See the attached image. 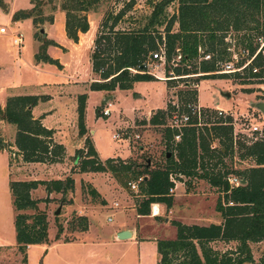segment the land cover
Returning <instances> with one entry per match:
<instances>
[{
	"label": "rangeland",
	"instance_id": "rangeland-1",
	"mask_svg": "<svg viewBox=\"0 0 264 264\" xmlns=\"http://www.w3.org/2000/svg\"><path fill=\"white\" fill-rule=\"evenodd\" d=\"M159 1L109 0L96 11L87 13L89 29L79 33L74 43L65 35L66 16L60 9V0H0V28L6 29V33L0 35V108H4V102L8 96H13L11 94L46 96L45 103L35 110V114L42 116L46 126L56 130L57 141L63 144L65 152L57 165L47 162L24 164L21 168L17 149L9 150L15 140V127L0 122V138L4 142V148L0 149V264H156L158 241L173 240L177 236L173 221L188 226L222 223L215 211L219 194L205 181L186 177H181L180 181L175 179L172 207L168 210L161 205L158 215L138 219L129 207L139 191H131L128 183L135 180L125 170L117 173L79 172V165L86 155V139L93 147L95 145L103 161L111 158L113 163L121 166L133 163L143 166L149 162L150 169L164 167L165 154L171 152L172 146L164 138V130L172 124V116L180 114L169 113L164 125L153 126L149 121L156 110H166L168 104L178 105L180 112L184 111L186 98L180 93L187 90L196 91V102L193 104L209 113L205 120L213 122L227 117L234 123L237 139L232 133L233 152L223 157L224 165L229 170L254 166L249 159H239L237 143L242 141L238 137L244 136L243 129L247 127L257 126L264 131V114L255 108L257 103H264V78H247L243 71L249 63L245 59L247 54L242 52V46L238 44L243 34L229 32L226 38L233 68H242L238 72L239 76L231 72L224 74L220 70L216 74L227 75L223 79L197 80L199 74L175 77L173 73L168 74L171 78H167L165 61L157 58L147 63L148 73L154 80L136 82L128 91L117 89L108 93L90 90V84L98 79L92 72L91 56L96 50L95 41L102 31L101 24L105 16H114L126 10L114 30H133L151 12L152 5ZM176 10L177 3L174 2L167 12L173 15ZM19 11H31L32 17L15 20L14 15ZM177 28L175 24L173 31H177ZM18 34L23 36L19 48L12 43V37ZM44 42L50 43L46 46V55L57 61L58 65L36 61L35 56L41 51ZM253 46H258L259 51L264 41L255 39ZM160 49H163V45ZM243 62L245 64L240 66ZM59 63L65 65L60 66ZM82 94L87 95L84 112L87 128L84 136L80 137L77 106L78 97ZM107 97L111 98L103 104ZM105 108L110 112L108 117L102 115ZM113 135H118L119 139H113ZM212 146L221 148L216 140ZM16 168L21 169L20 172H15ZM68 176L73 179L74 188L63 199L61 194L47 195L45 187L41 185L36 191H31V198L41 201L38 202V209L45 211L48 242L27 247L25 260L16 245V212L12 204L10 182L51 181ZM231 177L235 176L230 175L228 178ZM89 187L95 189L99 198L95 199L89 194ZM45 199L46 202H43ZM99 200L105 204L101 205ZM114 203L119 205L117 209L113 207ZM58 208L60 212L55 215ZM153 208L151 205L150 215L153 214ZM87 210L91 212L88 214L95 215L91 217L90 231L87 233V228L83 233L76 230L75 218L84 217L88 221L85 216ZM121 210L124 217H120ZM25 213L32 214L33 211ZM108 217L112 218V222L107 221ZM58 225L63 227V231L56 239ZM72 225L74 229H71ZM119 227L138 229L140 239L137 242L119 240L114 235ZM236 245V242L221 241L210 244L220 252L234 249ZM252 254L258 262L264 254V242L254 244Z\"/></svg>",
	"mask_w": 264,
	"mask_h": 264
},
{
	"label": "trees",
	"instance_id": "trees-1",
	"mask_svg": "<svg viewBox=\"0 0 264 264\" xmlns=\"http://www.w3.org/2000/svg\"><path fill=\"white\" fill-rule=\"evenodd\" d=\"M109 0H60V9L65 12V35L74 43L79 33L89 29L87 13L96 11ZM177 3L176 13L169 15L171 4ZM128 9V8H127ZM126 10L116 15L105 16L101 24L100 35L96 38V50L91 56L92 72L98 76L91 91L108 93L129 90L136 82L154 80L148 73L147 63L153 61L152 55L163 45L165 51V77L199 74L197 80L208 78L223 79L227 75L216 74L220 63L231 61L226 38L229 32L243 34L238 44L247 53L243 71L247 78H264V46L258 51L253 40L264 41V0H160L152 5L151 12L144 16L139 26L133 30L115 31L119 20ZM32 17L31 11H19L15 20ZM34 23V20H33ZM177 24V31L173 26ZM44 42L36 61L57 64L46 55ZM208 59H204L205 56ZM175 64H177L175 66ZM241 63L240 66L244 65ZM175 66V67H174ZM239 76L238 72L230 73ZM173 81V80H168ZM186 104L196 102V91H182ZM46 96L18 95L6 99L4 108H0V122L15 127L14 145L25 163H58L64 156V147L52 140L53 130L46 129L41 119L33 118L31 109ZM87 95L78 97V134L86 133L85 105ZM185 104V105H186ZM175 111L168 104L167 109H158L149 123L153 126L164 125V119ZM205 115L209 113L205 112ZM202 118V127L189 125L180 129L164 130V138L171 142L170 157L162 168L150 169L149 165H116L113 159L101 162L93 145L86 139V155L79 165V172H115L125 173L138 180L139 195L136 199V212L139 216H149L150 207L162 204L168 210L173 204V180L181 177L196 178L215 188L219 196L215 211L221 217V224L183 225L173 221L177 236L173 240H159L157 243L158 260L156 264H264V254L258 262L254 260L252 246L264 242V131L262 138L246 144L238 141L239 159H249L253 167L242 170H229L223 163V157L232 155L234 141L230 118L215 121ZM179 135V140L174 137ZM218 141L220 149L211 148ZM4 142L0 138V149ZM120 167V168H119ZM141 169V170H139ZM235 176L245 179L246 183L237 187L230 186L227 178ZM41 185L47 195L57 193L63 197L74 188L73 179L51 181H12L10 191L16 215L14 217L15 239L18 251L26 260V248L48 242V223L45 211L38 209L39 200L31 198V191ZM89 194L97 199L98 193L89 187ZM62 201V200H61ZM46 202V199L43 201ZM101 205L105 204L99 200ZM32 210V214L25 213ZM74 225L71 226V229ZM76 230L86 232L88 221L84 217L75 218ZM56 239H59L63 227L58 225ZM236 242L234 249L220 252L214 250L212 242Z\"/></svg>",
	"mask_w": 264,
	"mask_h": 264
},
{
	"label": "built area",
	"instance_id": "built-area-1",
	"mask_svg": "<svg viewBox=\"0 0 264 264\" xmlns=\"http://www.w3.org/2000/svg\"><path fill=\"white\" fill-rule=\"evenodd\" d=\"M6 33V29L5 28H0V35H4ZM23 39V36L18 34V35H14L12 37V43L13 45H15V47H18L21 45V40ZM260 41H262L261 39H259ZM244 54H247L245 51H242ZM157 58H162L163 61H165V51H164V47L163 49H160L159 52H156L155 54L152 55V59H157ZM209 56H205L204 59H208ZM220 69H221V73H232V72H239L241 69H234L233 68V64L232 62H227V63H220ZM175 106V111L174 113H179L180 115H173L172 116V124H170L171 128H175V129H180L182 127L185 126H189V125H195L200 127L202 124V118L203 116L205 117V112L202 111L201 106L195 105L193 103L190 104H186L184 105V111L180 112L178 105H174ZM221 114V112H219ZM102 115L104 117H108L110 115V112L107 108L102 110ZM232 128H233V135H234V123H230ZM247 129V130H246ZM246 129H243V133L244 136L243 137H238L241 138L242 141L244 140V142L246 144H250L253 142H256L258 140H260L262 138V132L261 129L257 126H252V127H247ZM237 135H234L235 139H237L236 137ZM113 139H119L118 135H113ZM174 139L176 141L179 140V135H176L174 137ZM239 140V139H238ZM211 148H214V146L211 145ZM170 179L174 182L175 185V181L173 180V176H170ZM228 183L233 186V187H237L240 186V182L241 179L240 178H236V177H231L228 178ZM142 181V178H139L136 181L133 182H129L128 186L130 187L131 191L134 193H137L139 191V183ZM170 192H173V188L170 189ZM114 208L118 207L117 203L113 204ZM112 219L108 218V222H111Z\"/></svg>",
	"mask_w": 264,
	"mask_h": 264
},
{
	"label": "crops",
	"instance_id": "crops-1",
	"mask_svg": "<svg viewBox=\"0 0 264 264\" xmlns=\"http://www.w3.org/2000/svg\"><path fill=\"white\" fill-rule=\"evenodd\" d=\"M76 48V47H75ZM60 64V63H59ZM65 64H63V65H61L60 64V66H64ZM85 87H87L86 85H84ZM117 90V89H116ZM126 91H128V90H126ZM11 95H13V96H18V95H27V94H11ZM28 95H35V94H28ZM36 96H44V95H36ZM8 97H11V96H8ZM7 97V98H8ZM6 98V99H7ZM6 101V100H5ZM42 103H45V102H39L35 107H33L32 109H31V114H32V116H33V118H35V119H37V118H42V116H40V115H38V114H35V110L38 108V107H40V106H42L43 104ZM4 104H5V102H4ZM3 108V107H2ZM164 108V107H163ZM41 123H42V125L46 128V129H49V130H53V141L55 142V143H57V144H61V143H59L58 141H57V136H56V134H55V129H52V128H50V127H48V126H46L45 125V123H44V120H42L41 119ZM87 128V127H86ZM14 136H15V133H14ZM14 142V141H13ZM62 146H63V144H61ZM13 146H14V148H13ZM94 149H95V151H96V153H97V149H96V147H95V145H94ZM9 150H15L16 151V148H15V145H14V143H12V146H9ZM68 151H69V149H68ZM18 152V151H17ZM97 155H98V153H97ZM18 157H20L21 158V160H20V162H19V164L22 166L21 168H23V166H24V164L26 165H29V164H42V163H25V162H23L22 161V157H21V155L19 154L18 155ZM98 157H99V155H98ZM109 159H111V158H109ZM99 160L101 161V162H104L100 157H99ZM58 163H55V165H57ZM18 165V164H17ZM9 166V165H8ZM18 168V167H17ZM15 169L16 171L15 172H20V170L21 169ZM10 173H11V167H10ZM16 175H20V174H18V173H16ZM30 180H37V179H35V178H29ZM52 180H63V178H55V179H52ZM43 181V180H42ZM37 190V189H36ZM36 190H34V191H36ZM98 192H100V194L102 195V197H103V199L104 200H106L105 199V197H104V195H103V193H101V191L98 189ZM32 194V193H31ZM134 201L131 203V207H129V209H130V211L132 212V214H135V217L136 218H138V219H140V218H142L143 216H139L138 214H137V212H136V199H141V196L140 195H137V196H135L134 197ZM161 205L162 204H154L153 205V207H155V206H157V208L159 209V211L162 209V207H161ZM119 206V205H118ZM101 207H103V206H101ZM100 208V207H99ZM118 208V207H117ZM116 208V209H117ZM123 211L121 210V213H122ZM87 214H85V216H87V218H88V231H87V233L90 231V227H91V217L92 216H94V215H92V214H88V213H91L90 212V210H87V212H86ZM153 215H156L155 213H154V208H153V214L152 215H149L150 217L151 216H153ZM124 217V213H122V214H120V217ZM157 217V216H156ZM108 218H110V217H108ZM108 218H107V221H108ZM112 219V218H111ZM112 222V221H111ZM123 230H130L131 232H132V237L130 238V239H127V240H132V241H136L137 242V240H139L140 238H139V232H138V229H135V228H133V227H126V228H124V227H122V228H118L116 231H115V233H114V235H115V237H117V234L120 232V231H123ZM84 233V232H83ZM82 235V234H81ZM30 246H28V248H29Z\"/></svg>",
	"mask_w": 264,
	"mask_h": 264
},
{
	"label": "water",
	"instance_id": "water-1",
	"mask_svg": "<svg viewBox=\"0 0 264 264\" xmlns=\"http://www.w3.org/2000/svg\"><path fill=\"white\" fill-rule=\"evenodd\" d=\"M111 97H107L103 104H105ZM255 108L264 114V103H257L255 105ZM167 157H170V153H167L166 154ZM147 165H149V162L147 163ZM246 183L245 179H241V182L240 184L241 185H244ZM60 212V208H58L56 211H55V215H58ZM132 237V232L130 230H123V231H120L118 234H117V238L119 240H127V239H130Z\"/></svg>",
	"mask_w": 264,
	"mask_h": 264
},
{
	"label": "bare ground",
	"instance_id": "bare-ground-1",
	"mask_svg": "<svg viewBox=\"0 0 264 264\" xmlns=\"http://www.w3.org/2000/svg\"><path fill=\"white\" fill-rule=\"evenodd\" d=\"M154 208H155V209H154V213H155L156 215H158V208H157V206H155Z\"/></svg>",
	"mask_w": 264,
	"mask_h": 264
}]
</instances>
